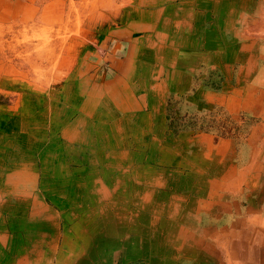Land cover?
I'll return each mask as SVG.
<instances>
[{"label":"crops","instance_id":"crops-1","mask_svg":"<svg viewBox=\"0 0 264 264\" xmlns=\"http://www.w3.org/2000/svg\"><path fill=\"white\" fill-rule=\"evenodd\" d=\"M95 7L0 75V264H264V0Z\"/></svg>","mask_w":264,"mask_h":264},{"label":"rangeland","instance_id":"rangeland-1","mask_svg":"<svg viewBox=\"0 0 264 264\" xmlns=\"http://www.w3.org/2000/svg\"><path fill=\"white\" fill-rule=\"evenodd\" d=\"M98 1L0 0V75L47 87L61 80L76 62L72 43L87 19H102Z\"/></svg>","mask_w":264,"mask_h":264},{"label":"bare ground","instance_id":"bare-ground-1","mask_svg":"<svg viewBox=\"0 0 264 264\" xmlns=\"http://www.w3.org/2000/svg\"><path fill=\"white\" fill-rule=\"evenodd\" d=\"M57 123V122H56ZM170 246V245H169Z\"/></svg>","mask_w":264,"mask_h":264}]
</instances>
